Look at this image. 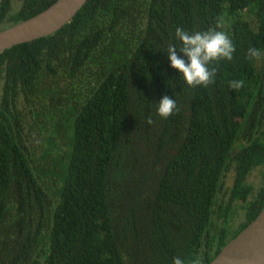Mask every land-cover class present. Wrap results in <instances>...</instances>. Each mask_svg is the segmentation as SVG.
Instances as JSON below:
<instances>
[{"label":"trees","instance_id":"obj_1","mask_svg":"<svg viewBox=\"0 0 264 264\" xmlns=\"http://www.w3.org/2000/svg\"><path fill=\"white\" fill-rule=\"evenodd\" d=\"M55 1L4 0L0 31ZM177 27L233 42L211 85L170 67ZM263 206L264 0H88L0 53V264H209Z\"/></svg>","mask_w":264,"mask_h":264},{"label":"water","instance_id":"obj_2","mask_svg":"<svg viewBox=\"0 0 264 264\" xmlns=\"http://www.w3.org/2000/svg\"><path fill=\"white\" fill-rule=\"evenodd\" d=\"M4 0H0V5ZM88 0H56L46 10L0 31V53L53 35L68 24ZM209 264H264V206Z\"/></svg>","mask_w":264,"mask_h":264},{"label":"clouds","instance_id":"obj_3","mask_svg":"<svg viewBox=\"0 0 264 264\" xmlns=\"http://www.w3.org/2000/svg\"><path fill=\"white\" fill-rule=\"evenodd\" d=\"M175 37L181 42L179 50L175 45H170L167 52V59L171 68L177 70L182 75L187 85L208 86L214 82L216 69H209L208 65L220 59L231 61L235 46L231 39L222 31L209 30L205 32L189 33L181 27L175 29ZM181 53V55H178ZM262 53L256 47H249L247 58L259 59ZM244 81L231 80L230 89H240ZM157 115L167 119L177 110L176 101L169 96H163L157 103ZM151 124L152 119L149 117L146 121ZM172 264H185V261L179 257H174ZM191 264H202L199 257L193 259Z\"/></svg>","mask_w":264,"mask_h":264},{"label":"rangeland","instance_id":"obj_4","mask_svg":"<svg viewBox=\"0 0 264 264\" xmlns=\"http://www.w3.org/2000/svg\"><path fill=\"white\" fill-rule=\"evenodd\" d=\"M256 176H257L256 173H254L252 175V179L255 180ZM231 181H232V175H229L228 178H227V180H226L225 187H230L231 186Z\"/></svg>","mask_w":264,"mask_h":264}]
</instances>
